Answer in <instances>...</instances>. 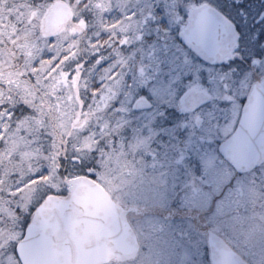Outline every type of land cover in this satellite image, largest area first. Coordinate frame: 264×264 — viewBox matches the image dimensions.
Returning <instances> with one entry per match:
<instances>
[{"label": "flooded vegetation", "instance_id": "flooded-vegetation-1", "mask_svg": "<svg viewBox=\"0 0 264 264\" xmlns=\"http://www.w3.org/2000/svg\"><path fill=\"white\" fill-rule=\"evenodd\" d=\"M81 4L79 18L71 10L72 16L59 30L44 32L46 37L58 36L70 23L73 33L87 30L86 39L92 46L90 51H95L96 64L95 81L90 85L92 95L80 92L76 84L74 87L79 104L87 108L99 126L95 130L96 151L101 147L124 151L129 158L127 147L138 140L146 141L149 151L144 156L145 166L136 162L137 175H130L129 170V176H125L127 192H119L115 185L108 192L86 173L74 176L91 178L125 210V219L137 240L134 258H113L103 264H134L140 243L162 245L172 236L175 241L174 235L180 232L187 233L194 242L200 238L197 241L204 244L208 264H212L210 233L249 264L232 249L228 235L231 241L238 236L227 232L224 220L226 214L238 215L246 206V192L242 195L233 179L253 174L257 182L264 176V161L239 174L219 149L235 130L252 86L264 80V0H83ZM195 14L206 18L207 43L194 39L185 28L187 18ZM98 68L112 73L111 78L105 79L104 69ZM98 79L103 83L99 96L93 87V83L100 85ZM165 87H169L167 95ZM233 118L236 120L229 131ZM149 155L152 160L147 159ZM225 165L233 172L230 180L222 168ZM143 166L147 167L146 175L154 174L147 180ZM69 181L66 191L47 194L31 209L21 237L13 244L12 255L17 256L16 242L22 239L44 199L50 195L69 197ZM143 185H148L150 192L143 191ZM258 192L255 206L249 209L264 211V206L260 208L264 189L259 186ZM146 194L155 204L136 207L119 201L127 197L147 203ZM199 201L205 204L203 210L192 213L191 208ZM219 213L223 215L217 218ZM189 214L195 220H190ZM144 216L169 223L162 226L163 231L153 228L156 226L149 221L141 229L134 226ZM3 253L0 245V264Z\"/></svg>", "mask_w": 264, "mask_h": 264}, {"label": "clouds", "instance_id": "clouds-1", "mask_svg": "<svg viewBox=\"0 0 264 264\" xmlns=\"http://www.w3.org/2000/svg\"><path fill=\"white\" fill-rule=\"evenodd\" d=\"M71 27L70 23L48 41L39 33L38 19L32 27L0 30V242L4 244L25 227L27 194L34 199L45 196L55 179L49 177L48 158L32 139L40 138L48 152L59 148L62 161L84 163L75 145L93 125L91 113L77 100L74 78L87 77L76 66L88 59L92 46L87 30L73 33ZM93 87L99 96L103 83ZM22 105L27 112L18 115ZM257 183L264 189V176ZM189 219L195 216L189 214Z\"/></svg>", "mask_w": 264, "mask_h": 264}, {"label": "water", "instance_id": "water-1", "mask_svg": "<svg viewBox=\"0 0 264 264\" xmlns=\"http://www.w3.org/2000/svg\"><path fill=\"white\" fill-rule=\"evenodd\" d=\"M72 16L69 6L55 1L43 19V29L56 32ZM219 153L237 173L264 161V80L252 86L235 130ZM67 199L47 196L36 208L16 246L21 264H103L134 258L135 234L125 210L86 176L69 181ZM212 264H246L214 233L208 236Z\"/></svg>", "mask_w": 264, "mask_h": 264}, {"label": "rangeland", "instance_id": "rangeland-1", "mask_svg": "<svg viewBox=\"0 0 264 264\" xmlns=\"http://www.w3.org/2000/svg\"><path fill=\"white\" fill-rule=\"evenodd\" d=\"M55 1H63L66 4H68L71 10L74 11L75 17L77 16V18H79L78 15H80L82 9L81 2L83 0H31V2L29 3L27 0H0V28L1 25L7 21V16L5 14L10 15L9 16L10 25L8 26L9 28L8 27L6 28V30L16 29V27L20 25L19 21L24 20L25 17L26 19L28 18L27 23L25 24L28 27H32L35 24L36 20L38 19L39 33L45 41H48L50 37H46V34L44 32L45 30L43 29L42 26V22L46 11L51 7L53 2ZM2 6H4V8L8 6V11L10 10L11 12L12 10H14V13H10L7 12V10H5V12L7 13L3 14L2 12L4 11V9L2 10L3 8ZM29 22L32 23L30 24ZM105 61L106 59H102L103 63ZM76 67L77 69L83 68L88 75L84 79H80L78 81L76 80V78H74L75 81L74 84H76L75 86L78 88L80 92L83 93L87 92L88 94L90 93L89 95H92L93 89L90 88V85L93 82L92 77L93 76L95 77V70H96L95 51H89L88 59L83 64H78ZM103 71H105V69ZM107 73L109 72L106 70L105 73L103 74L105 76V79L111 78L112 73L109 74ZM99 80L100 79H98V81ZM168 90L169 87H165V95L168 94L169 92ZM22 110L23 112H21V114L27 112V109L24 107L22 108ZM90 119L93 127L85 135H83L82 137H78L80 142L75 145L77 151L80 153V156L84 159V163L78 164V163H73L70 160H65L66 164L64 165L65 166L64 170L61 169V167L59 166L60 164L56 160V153L59 151L58 148H56L54 152H48L46 151L47 145L43 141L39 142L40 138L32 139L31 137H29V139H32L33 145H36L38 143L39 147L38 146L35 147L36 148L38 147V149H40V151L45 155V157L48 158L49 177L52 176L55 177V179L50 182V190L48 191L47 194L50 193L54 194V193H60L66 191L67 190L66 183L74 176H78L84 173L89 174L93 178L97 179L101 185L106 187V190L108 189L107 190L108 192L114 189V185L119 192H123V191L127 192L128 189L124 188L123 181L125 179V176H129V170H131L130 175H137V171H135V168H137L136 164L140 163L141 161V166L142 165L145 166L144 160L146 155L149 154V151H146V145H145L146 141L138 140L137 142L135 141L132 146L130 145V147H127L128 151L126 152L129 158L126 157L124 151L106 150L101 147L99 149V152H97L96 141H95V137H96L95 130H97L99 126L97 122H95V117H91ZM235 120L236 119L233 118L229 121L228 124L229 131L230 129H232ZM147 159H151L150 155L148 156ZM208 159L210 158H207V160ZM144 166H143V172L144 175H146L145 170L147 169V167L145 168ZM222 168L227 172L228 179L230 180L231 179L230 176L233 175V172L230 170L229 166L225 165L222 166ZM37 174H38V178H41L39 177L38 169H37ZM153 175L154 174L146 175L147 178L145 180L149 179ZM49 177H42V178L48 179ZM116 182H119L120 184H117ZM232 182L233 185L236 184L239 186V190L241 191L242 195L245 194L246 192L244 203L248 208L245 206L244 207L245 209H243L242 212L238 215L233 214L232 216L228 217V215L226 214L224 223L228 227L226 229L227 232H229L232 235L236 234L238 236V239H233V241H231L232 238L230 237V235H228V239L231 243V247L232 249L237 251L238 254L241 255L249 264H264V213H263L264 211H259L257 208L255 210L249 209V207L255 206V201L259 197V192H258L259 184H257L255 176L253 174L245 175L240 178L233 179ZM125 184L128 187L127 182ZM142 189L143 191L150 192L148 185H143ZM43 197H37L34 199L33 195L31 193H28L26 198L27 202L24 206L25 211L30 214L31 209L34 208L39 203V201H41ZM146 197L147 198H145V200L148 201L147 203L144 202V199H136V198L130 199L127 197H120L119 201H121L123 204H131L136 207L141 205L144 206V204H155L149 201L150 200V198H148L150 197L149 194H146ZM232 200L235 201V199ZM217 203L221 204L218 200ZM204 205L205 204L201 203L200 201L199 203L195 202L193 208H191L192 213H194V211H199V209L203 210ZM29 206H30V210H29ZM263 206H264V198L262 199L260 208L262 209ZM222 215H223L222 213H219L217 218H220ZM199 217H201V215ZM149 218L150 217L148 216L140 217L139 222L137 224H134V226L140 228L143 225V223L147 224L146 221H149L151 225L153 224L154 226H156L153 228L161 229L163 231L162 226L169 223V222L159 223L157 221L150 220ZM202 219H204V217H202ZM179 228L182 231V227L180 225ZM140 229L137 230L139 231ZM180 229L178 230L180 231ZM21 233H22L21 230L14 231V235L12 234L11 241L8 244H4L3 242H0V245L3 246L4 248L1 264H8V258L13 256L11 253L13 244L16 241V239H18V237H21ZM164 233H166V231H164ZM174 233L175 231L170 232L167 235L168 236L173 235ZM177 235L178 234L174 235L175 241H173V236H172L170 242L167 240L165 241V244L158 246L156 244L149 246L147 244L140 243L141 249L137 257V260L135 261L134 264H208L206 249L204 248V244L202 242L197 241L200 238L194 242L193 240L190 239L191 236L187 235V233L185 232L184 233L180 232V234L178 236Z\"/></svg>", "mask_w": 264, "mask_h": 264}, {"label": "snow or ice", "instance_id": "snow-or-ice-1", "mask_svg": "<svg viewBox=\"0 0 264 264\" xmlns=\"http://www.w3.org/2000/svg\"><path fill=\"white\" fill-rule=\"evenodd\" d=\"M187 19L188 22L185 24V28L187 29L188 33L197 41L201 43H207L206 18L199 14H195L191 17H188ZM16 243L18 244L19 241ZM8 264H21V261L14 254L12 257L8 258Z\"/></svg>", "mask_w": 264, "mask_h": 264}, {"label": "trees", "instance_id": "trees-1", "mask_svg": "<svg viewBox=\"0 0 264 264\" xmlns=\"http://www.w3.org/2000/svg\"><path fill=\"white\" fill-rule=\"evenodd\" d=\"M28 1V3L29 2H31V0L29 1V0H27ZM33 6V5H32ZM3 8H2V10L4 9V11L2 12L3 14H5V13H7V12H10V10L8 11V6L6 7V8H4V6H2ZM19 8H22V7H19ZM5 10H7V12H5ZM21 12V11H20ZM10 13H14V10H12ZM6 16H7V21L4 23V24H2L1 25V30H4V31H6V28L10 25V15H7V14H5ZM28 19V18H27ZM27 19H26V17H25V19L24 20H21V21H19L20 22V25L18 26V27H16V29H19V28H21L22 26H25V24L27 23ZM9 28V27H8ZM21 112H23L22 111V106H21V108H20V112H18L17 114L18 115H22L21 114ZM37 142V141H36ZM35 142V143H36ZM39 142H42L41 140L39 141ZM33 143V142H32ZM39 145H40V143H39ZM35 146H38V143L35 145ZM39 147V146H38ZM37 147V148H38ZM43 149V148H42ZM59 149V148H58ZM63 155V153H61V151H60V149H59V151L56 153V160L58 161V163L60 164L59 166L61 167V169H65V164H66V161L65 160H61L59 157L60 156H62Z\"/></svg>", "mask_w": 264, "mask_h": 264}]
</instances>
